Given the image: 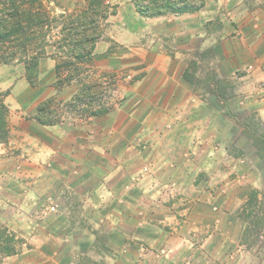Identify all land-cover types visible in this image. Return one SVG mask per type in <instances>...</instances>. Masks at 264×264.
Returning a JSON list of instances; mask_svg holds the SVG:
<instances>
[{
    "label": "crops",
    "instance_id": "obj_1",
    "mask_svg": "<svg viewBox=\"0 0 264 264\" xmlns=\"http://www.w3.org/2000/svg\"><path fill=\"white\" fill-rule=\"evenodd\" d=\"M125 2L105 21L114 23ZM125 4L144 25L136 35H170L175 54L162 41L147 44L158 53L144 68L160 70V78L150 86L153 78L141 76L126 88L124 104L103 115L65 111L44 125L35 117L39 102L28 101L27 111L10 113L9 141L0 145V222L22 241L0 264L250 263L239 211L258 181L228 154L213 108L184 77L183 53L214 46L220 66L240 59L229 73L245 69L241 94L264 101V0H206L201 10L155 17ZM111 36L128 45L127 37ZM110 51L109 41H97L92 56L105 59L96 67L116 68ZM54 73L50 85L58 82L56 65ZM21 76L9 79L17 97L31 86ZM255 253L254 264H264Z\"/></svg>",
    "mask_w": 264,
    "mask_h": 264
},
{
    "label": "rangeland",
    "instance_id": "obj_2",
    "mask_svg": "<svg viewBox=\"0 0 264 264\" xmlns=\"http://www.w3.org/2000/svg\"><path fill=\"white\" fill-rule=\"evenodd\" d=\"M124 1L129 3V0H109L107 8L111 11L112 8L116 7L117 11V6ZM43 3L48 12L49 21L39 34L41 35V41L38 43L39 48H37V45L36 48L34 47L35 45L28 46L27 53L22 52L17 54L15 58L0 62V95H2L9 108L7 115L8 127L10 113L27 111L29 107L23 105L27 101L29 106L30 102H40L48 97H55L56 102L52 104V108H55L59 115L68 111L72 116L87 117L93 115L91 111L95 109L103 108L109 112L116 107L122 106L126 99L123 98L126 88H130V85H133L141 76L147 74L153 78L150 81V86H154V83L160 78V74H158L160 70L152 69L147 71L144 67L149 65V62L156 60L155 56H157L158 51L155 48L162 40L160 41V38L157 39L158 37L156 35L153 36L151 33L148 36L140 35V33L136 35L138 29L140 30L144 25L138 22V18L132 15V12L130 15L129 8L126 7L125 3L120 15L114 17V23L101 20L97 24V31L100 32L98 41H109L111 44L110 52L115 56L113 60L117 66L112 70L96 67V62H102L105 59L103 55L95 59L91 56V58L85 60H76L71 58L69 53L72 40L69 41L67 31L63 33L62 25L68 22L72 15L85 9L88 5V0H43ZM112 23L115 27L114 31L110 30ZM212 24L214 30L218 29L220 31V23H216L214 20ZM233 25L237 28L238 21H234ZM245 30L247 32V28ZM124 31H128L129 35L124 36ZM234 33L236 32H232L229 36ZM111 35L120 39L127 37L128 45L125 46ZM241 35L239 34V36ZM183 40L184 38L181 41ZM162 42L168 47L166 54H175L172 36H165ZM230 42L229 40L228 47L231 49L235 48L234 44ZM147 44H152L151 47L155 48L147 51ZM181 44L184 45V42ZM36 51H38L37 53L40 56L38 66L36 64L33 65V61L29 59V56H32ZM183 54L185 57L184 61L188 63L187 68L190 76L196 80V91L204 102L213 108L214 119L221 124L222 128L218 133L226 143L228 154L243 161L245 164L239 170L247 171V176L250 180L258 181L257 184L251 186L252 189L248 194V200L242 210L239 211L240 217L247 222L244 243L247 246V250L250 251L249 264H254L255 251L260 252L261 256L264 257V157L261 155L264 153V116L261 114L264 101H256L254 103L256 99L251 96L247 98L241 94L239 88L244 80H240L238 77L246 70L242 68L236 73H229L232 71L231 67L233 64L235 65V60L237 63H241L240 59H231V61L223 64L222 67L219 65L220 61L214 46L197 48L193 52L186 51ZM246 55L244 60H251ZM68 59H72L75 62L70 68H67L66 65ZM25 62L31 65L27 68ZM58 63L64 65L62 74H57L56 81L58 82L50 85V79L51 81L55 80L54 67ZM63 74L74 75L75 80L70 81L71 86L68 87L67 81H63L64 78L62 77L60 78ZM20 75H22L21 77H26L31 86L22 90V97H17L14 96V86L9 83V79L14 76L19 79ZM213 77L221 80L223 87H227V94L225 97H221L220 100H217L211 91L213 90L212 84L216 82V80L212 79ZM94 82H98V86L92 85L90 86L91 88H87V92L95 93L94 98L87 95V97L76 99L78 93L86 89L84 86ZM143 86L147 88V85ZM54 90L57 92L49 96L50 92ZM61 90H65V92L61 93ZM75 90L76 94L72 97V100H75L73 102L66 100L67 96ZM135 102V100L130 101V103ZM18 104H20V107L17 106ZM32 104L30 107H32ZM239 116L244 122L240 120ZM234 127H238L237 133H234ZM9 137L10 128L8 139L0 142V145H5L9 141ZM234 162H232L233 168H231L233 173L236 171L234 170ZM250 201L252 202L251 204L249 203ZM249 209L251 212H249ZM21 241V239L16 238V233L12 232V230L9 231L7 226L0 222V261L2 260L1 256H6V253L15 251L17 244H21ZM17 248L20 247L18 246ZM183 251H185V248H182L180 252ZM186 255L187 252L184 253V256Z\"/></svg>",
    "mask_w": 264,
    "mask_h": 264
},
{
    "label": "trees",
    "instance_id": "obj_3",
    "mask_svg": "<svg viewBox=\"0 0 264 264\" xmlns=\"http://www.w3.org/2000/svg\"><path fill=\"white\" fill-rule=\"evenodd\" d=\"M0 1V62L15 58L17 54H21L22 52L27 53L28 46L35 45L34 47L36 48L37 45V48H39L38 43L41 41V35L39 34L49 21L48 12L45 9L43 0ZM108 1L109 0H88V5L85 9L72 15L69 21L62 25L63 33L67 31L69 41L72 40L69 50L71 58L76 60L91 58L96 43L100 38V32L97 31V24L101 20L108 18L110 14L116 13V7L112 8L111 11L107 8ZM131 1L137 12L145 17H155L169 13L182 14L186 12H195L204 8L206 4V0ZM37 52L38 51L33 53L32 56H29V59L33 61V65L36 64V66L39 65L40 59ZM25 63L27 68L31 65L28 62ZM74 64L75 62L72 59L66 61L67 68H70ZM62 68H64V65L58 63L56 65V73L62 74ZM61 77L64 78L63 80L70 81L74 75L65 74L64 76L61 75L60 78ZM184 77L194 84L196 83V80L190 76L188 68H186L184 72ZM212 79L216 80V82L212 84V94L216 96L217 100H220L221 97H225L227 94V87H223L222 81L218 78L213 77ZM92 85L98 86V82L84 86L86 89L78 93L76 99L87 97V95L94 98L95 93L87 92ZM74 100L71 99L70 102ZM54 102H56L55 97H48L38 103L35 117L40 123L50 125L58 120L59 113L55 108H52ZM8 112L9 108L2 98V95H0V142L6 141L9 136L7 122ZM107 112V109L100 108L92 110L91 114L97 116ZM240 120H242L241 117ZM242 122L244 121L242 120ZM237 130L238 127H234V133H237ZM261 155L264 157V153ZM259 157L261 158V156ZM249 203L251 204L252 202L250 201ZM249 212H251V210Z\"/></svg>",
    "mask_w": 264,
    "mask_h": 264
}]
</instances>
